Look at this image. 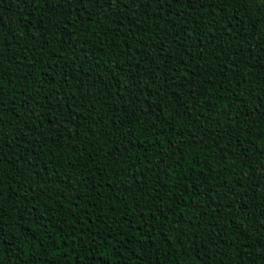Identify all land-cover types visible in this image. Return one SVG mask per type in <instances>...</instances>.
<instances>
[{
    "label": "trees",
    "instance_id": "trees-1",
    "mask_svg": "<svg viewBox=\"0 0 264 264\" xmlns=\"http://www.w3.org/2000/svg\"><path fill=\"white\" fill-rule=\"evenodd\" d=\"M0 264H264V0H0Z\"/></svg>",
    "mask_w": 264,
    "mask_h": 264
},
{
    "label": "snow or ice",
    "instance_id": "snow-or-ice-1",
    "mask_svg": "<svg viewBox=\"0 0 264 264\" xmlns=\"http://www.w3.org/2000/svg\"><path fill=\"white\" fill-rule=\"evenodd\" d=\"M80 2H82V0H65V3H69V4H79ZM0 236H3L2 228H0Z\"/></svg>",
    "mask_w": 264,
    "mask_h": 264
}]
</instances>
